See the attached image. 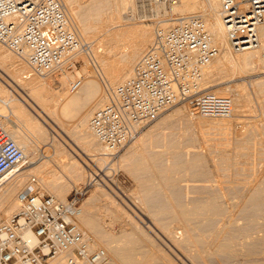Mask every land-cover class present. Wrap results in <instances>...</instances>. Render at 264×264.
<instances>
[{
  "label": "rangeland",
  "instance_id": "1",
  "mask_svg": "<svg viewBox=\"0 0 264 264\" xmlns=\"http://www.w3.org/2000/svg\"><path fill=\"white\" fill-rule=\"evenodd\" d=\"M60 1L62 2V0ZM114 4V0H71V6L73 7V24L71 28L80 39L91 44V50L88 55L82 54L79 56L78 63L72 72L56 73L44 78L43 76L37 77L43 78L50 88L62 83L66 87L64 88L68 95L75 93L79 88L75 89L76 91L70 90L69 82L71 80L80 76L82 84H84L88 79H93L96 83L97 93L91 100L85 101L80 110V112H89L87 123L93 111L101 106L99 99L105 95V80L110 81L109 79H111V84L115 86L130 74L123 72L124 76L122 77L123 74L121 73V69L124 67L122 65L126 64L125 61L131 54V39H133L130 36L126 40L127 36L124 29H138L139 26L150 23L152 30L149 41L145 46L146 49L154 36L156 28L161 27L158 24L163 23L164 18L179 16L178 11L170 14V3L158 5L155 8L156 12L154 5L152 6L153 10L150 6L151 3L148 1L126 0L125 5L122 6L118 14L117 24L119 25L107 31L103 28L100 30L97 27L95 29L94 26L98 25L99 21L102 22L101 19H106V14L108 15ZM150 8L153 13L150 12ZM95 13L97 14L95 15ZM84 19L86 24L83 23ZM84 25H90V27L86 26V29L83 28ZM173 25L174 23L169 24L166 29ZM153 27L155 30H153ZM84 29H86L85 32H83ZM114 37L115 40H110ZM0 46L4 51L6 50L7 54L9 52L13 56V53L3 45ZM248 51H251L250 63L247 62L248 64H244L245 66L237 65L234 68V66L224 65L223 68L219 67L218 69L216 67L215 69L207 64L209 67L204 68L206 74L204 75L203 72L205 81L202 77L201 81L204 82L199 84L198 91L200 92L217 88L218 94H229L232 97L234 108H238V110L234 109L230 117L197 115L189 111L184 102L175 103L155 119L146 123L136 137L120 149L103 155L102 147L100 148L97 145L96 151L89 153L95 154V156L103 155L102 158L90 162L91 165L85 167L84 170H78L69 176V179L54 177L51 182L47 183L39 179L38 169L46 163V160L52 157V147L46 144L50 143L47 138L36 141L39 144L35 146L34 153H29V156H32L34 160L33 164H29V167L33 165H36V167L32 168L33 170L26 171L20 175L21 177L17 176L15 179L9 177L3 185H0L3 188L6 186L4 189L7 190L16 187L11 206H9L6 199L0 201V211L5 212L4 216H0V221L9 217L16 210L19 197L17 193L23 186L31 189L39 188L45 194L53 195L64 201L74 186L86 185L87 191L80 203L77 222L86 232V240L89 246L103 248L109 257L110 263L114 249L121 248L122 250H116L123 252V249H128L132 245L131 247L133 250L135 249V252L130 251L132 249L125 250L129 256L127 255V258L121 256L127 260L128 264H264V260H262L264 259V246H262L264 244V201L260 203L253 201V204V199L251 198V201L249 199L251 190L261 188L264 185V48H262L260 42V45ZM142 52L130 64L131 69ZM230 53L237 56L240 51L231 50ZM220 54L221 51L213 60L215 66L218 64L217 61L221 60ZM120 55L124 56V61L121 60ZM11 56H9L11 60L15 58V61L21 63L20 58L18 59L15 55ZM22 64H25L23 66L25 68L20 71V76L28 71L26 63L22 61ZM206 70L208 71L206 72ZM24 79L21 78V84L25 83ZM0 84L2 87L5 86L1 80ZM17 87L11 93L20 100V106L24 108L22 110L39 119L34 107L27 100H21L20 97L23 98L24 93H26L23 87L20 85ZM224 88H227L228 91L225 92ZM1 94L0 98L1 96L4 98L3 92ZM238 96L241 98L239 99ZM236 101H239L241 105L237 104ZM15 102L17 101L15 100ZM19 102L17 103L19 104ZM0 106L2 107L0 109V123L5 127L7 126L6 129L10 135L8 121L10 119L12 121L17 120L18 116L15 112L11 113L12 110L11 107H8L9 105L0 102ZM2 120L3 122H1ZM62 130L75 142L65 129ZM19 132L21 133L19 134ZM22 132L21 130L18 131L17 135L22 137L23 134L25 135ZM92 137L94 136L92 135ZM94 140L97 142V139ZM59 142L64 146V152L68 158L70 157V161L79 156L66 146L65 143H69L66 137L60 139ZM30 148L32 147L25 146L24 152ZM100 150L102 152L97 153ZM190 162L191 165H189ZM192 162H194V165H192ZM23 166L28 168L27 163ZM55 170L57 171V168ZM57 173L60 174L57 171V176ZM88 174H93L95 179L88 178ZM32 176L35 177V182L31 181ZM60 189H62V192L59 191ZM210 198L220 205V212H214L211 215L207 213V216L203 214L204 216L201 218L200 214L198 216L188 211L195 204ZM200 199L202 201H199ZM186 204L188 205L186 206ZM177 209H179L180 214H176ZM184 212H187L188 220L185 222L181 217L185 222L182 224L183 221H180V216H184ZM176 215L179 216V219ZM209 220L212 223L206 222ZM159 221L164 222L165 227L160 226ZM200 223H202L201 226ZM188 224L192 227V234H201L200 236L205 239L215 237L213 238L216 239L215 242L228 239V241H234L235 239L234 243L237 242L238 251L236 250V253L214 252L215 254H210L202 260L190 259L186 252L179 247V243L185 236L186 230L184 228H188ZM251 227L252 229H250ZM252 235L253 237H251ZM231 237H234L233 240H230ZM248 249H250V253ZM119 252H117L119 255L123 254ZM170 260H173L172 263ZM122 264L127 263L125 261Z\"/></svg>",
  "mask_w": 264,
  "mask_h": 264
},
{
  "label": "built area",
  "instance_id": "2",
  "mask_svg": "<svg viewBox=\"0 0 264 264\" xmlns=\"http://www.w3.org/2000/svg\"><path fill=\"white\" fill-rule=\"evenodd\" d=\"M140 1L169 4L176 0ZM218 16L230 50L258 46L264 0H220ZM0 43L26 63V78L72 72L79 56L88 55L92 47L71 28L60 0H0ZM219 51L201 15L180 18L168 29L156 28L130 74L105 88L106 103L90 115L89 130L111 152L178 102L197 115L230 117L231 96L198 91L204 68ZM81 84L80 76L71 80L70 90ZM24 160V150L0 123V178ZM86 191V185L74 186L64 201L39 188L19 195L16 210L0 221V264H48L62 255V264H110L103 248L89 246L77 222Z\"/></svg>",
  "mask_w": 264,
  "mask_h": 264
},
{
  "label": "bare ground",
  "instance_id": "3",
  "mask_svg": "<svg viewBox=\"0 0 264 264\" xmlns=\"http://www.w3.org/2000/svg\"><path fill=\"white\" fill-rule=\"evenodd\" d=\"M115 4L113 5L112 8H110L108 15L106 14V19H101L102 22L99 21V24L94 26L92 24V26L99 28L100 30L103 28L105 31L109 30L112 27H115L118 23V14L120 9L122 8L123 5H125L126 0H114ZM64 6H65V10L67 12V15L69 16L70 20H71V25L73 24V7L71 6V0H62ZM103 3V2H102ZM145 4V3H144ZM148 4V3H147ZM154 5V9L158 6V5H162L159 3H151L150 6L152 7ZM125 8V7H124ZM169 10H170V14L174 13V11H178L179 16L177 17H167L164 18V22L161 24H158V26H161L160 28L162 29H166L169 24L172 23H176L177 21H179L180 18L183 17H187V16H191V15H201L204 18V21L206 22L208 29L211 33V35L213 36V39L215 41L216 44H218L221 54V60L217 61L218 64L215 66V64H213V60L214 58L210 61V63L208 65L213 66L215 69L216 67H221L224 65L227 66H234V68L238 65H243L246 64L247 62L250 63L249 61V56L251 54V51L248 50H243L240 51V54H238L237 56H235V54L230 53V49L228 48L227 42L225 40V36H224V30H223V26L222 23L219 19L218 16V10L220 8V0H176L174 3H170L169 5ZM144 9V8H143ZM153 9V7H152ZM153 9V10H154ZM150 12H152L151 8L149 9ZM97 11V8H96ZM99 11H101L99 9ZM156 11V9H155ZM157 12V11H156ZM155 12V13H156ZM90 13V12H89ZM88 13V14H89ZM153 13V12H152ZM154 13V14H155ZM97 13H95L96 15ZM99 14V13H98ZM87 15V14H86ZM91 15V14H90ZM94 15V14H93ZM100 15V14H99ZM98 15V16H99ZM105 16V15H104ZM156 16V15H155ZM86 17V16H85ZM96 18H98L97 16H95ZM103 17V16H102ZM87 19V18H85ZM85 19H84V24L85 23ZM91 19V18H90ZM89 20V19H88ZM120 20V19H119ZM78 21V20H76ZM87 21V20H86ZM92 21V20H91ZM109 21V22H108ZM97 22V21H96ZM95 22V23H96ZM82 23V24H83ZM88 24V23H87ZM81 25V23H80ZM87 27L90 25H86ZM86 26L84 25L83 28H86ZM157 26V25H156ZM157 26V27H158ZM93 27V28H94ZM152 25L149 24H144L143 26H139L138 29H124L125 33H126V40L130 38V36L133 38L131 39L132 45H131V54L127 57L126 59V64L122 65L124 66L121 69V73L123 74V72H125V74L130 73L128 70V67L130 66V64L135 60V58L140 54V52H142L145 49L146 44L149 41V37L151 36V30H152ZM82 28V25H81ZM87 29V28H86ZM83 32H85V30ZM98 30V29H97ZM103 30V31H104ZM153 30H155V28L153 27ZM122 31V30H120ZM123 33V31H122ZM118 35V33H117ZM125 35V34H124ZM129 36V37H128ZM110 39V38H109ZM116 38H111L110 40H115ZM258 41L260 45L261 42V46L262 48H264V24H261L258 26ZM2 45V44H0ZM2 46H0V80L5 84V86H1L0 84V94L1 92H3V96L4 98L1 96L0 98V102L9 105L8 107H11V113L15 112V114L18 116L17 120L19 121V123L12 121L11 119L8 121L9 125L8 126L10 129V136L12 137V139L16 142L17 145H19L23 150L25 149V146H30L32 148H30L29 150H27L25 153V160L18 164L15 165L14 167H12L9 171H7L1 178H0V185L6 181V179H8L9 177L12 178H16L17 176H20L22 174H24L26 171L36 167V165L30 166L29 164H33V157L29 156L30 152H33L35 148V146H37L36 141L40 140V139H44L47 138V140L50 143H46L48 144L50 147H52V157L49 160H46V163L41 165V167L38 169V174H39V179L44 181V182H51L54 177H62L64 179H69V176H71L72 174H74L75 172H77L78 170H84L85 167H88V165H91V163L93 161H95L96 159L102 158L104 153H108L109 150L102 146L98 141L96 142V138H94L95 136L92 134V132L89 130L88 127V123H87V119H88V115L89 112H80V110L82 109L81 107L84 105L85 101H89L91 100L95 93H97L96 89V83L93 79H88L86 82H84V84H82L81 86H79L78 90L71 94L68 95L66 92V87L62 85V83H59L55 86H52L51 88L47 85L48 83L45 82V80H43V78H37L40 76H31L30 78L24 77V75L26 74H22L23 76H20V71L22 70L23 66H25V64H22V59L21 63L20 61H15V58H9V56H11L8 52V54L6 53V50L4 51L3 48H1ZM125 50H127L125 48ZM124 50V51H125ZM143 53V52H142ZM14 56V54H13ZM11 56V57H13ZM121 60L124 61V56L120 55ZM14 59V60H13ZM17 59V60H18ZM138 59V58H137ZM252 59V58H251ZM248 64V63H247ZM206 65V66H208ZM209 67V66H208ZM25 68V67H24ZM23 68V69H24ZM27 68V67H26ZM130 68V67H129ZM212 68V67H211ZM220 68V69H221ZM131 69V68H130ZM208 70H206L207 72ZM209 71H211L209 69ZM217 72V71H216ZM120 73V72H119ZM120 73V74H121ZM209 73V72H208ZM103 74V73H102ZM121 74V75H122ZM206 73L204 72V75ZM208 75V74H207ZM102 76V75H101ZM112 76V75H111ZM124 76V74L122 75V77ZM42 77V76H41ZM50 77V76H49ZM205 77V76H204ZM203 77V78H204ZM21 78L24 79L25 83L21 84ZM119 79V78H118ZM110 81H112L111 79H109ZM202 80V79H201ZM205 81V78L203 79ZM108 80H105L106 84L105 88H112L114 87V85H112ZM203 81V82H204ZM54 82V81H53ZM104 82V83H105ZM201 84H203L202 81H200ZM199 82V84H200ZM22 86L23 89L25 90L26 93H24L25 95L21 98V100H27L36 110L35 113L37 114V116L39 117L36 118L34 116H31L30 114L24 112V108H22V106H20V100H18V98H16L15 96H13V94L11 93V91H13L14 89H17V86ZM228 86V85H227ZM17 87V88H16ZM65 87V88H64ZM104 88V89H105ZM205 88V87H204ZM207 88V87H206ZM10 89V90H9ZM21 89V88H19ZM68 89V88H67ZM217 88H213L210 89L211 91H215V93H218V90H216ZM225 92L228 91L227 88H224ZM198 90H199V85H198ZM221 92V91H220ZM224 93V92H222ZM17 94V93H16ZM2 95V94H1ZM229 95V94H228ZM239 99L241 98L240 96H238ZM237 97V98H238ZM234 98V97H233ZM15 100L17 102H19V104L17 102H15ZM24 100V101H25ZM237 100V99H236ZM243 100V98H242ZM237 102V101H236ZM242 102V101H241ZM106 103V96H102L101 99H99V104L104 105ZM240 102L238 101L237 104ZM23 104V103H22ZM26 104V103H25ZM184 104V103H183ZM182 104V105H183ZM236 104V106H238ZM243 104V103H242ZM181 105V106H182ZM244 105V104H243ZM4 106V105H3ZM100 106V105H99ZM186 106V105H185ZM85 107V106H84ZM171 107V106H170ZM241 107V106H240ZM2 107L0 106V109ZM4 108V107H3ZM235 110H238V108H234ZM4 110V109H3ZM2 111V110H1ZM83 111V110H82ZM190 111V110H189ZM188 111V112H189ZM4 115V114H3ZM15 115V117H17ZM13 116V115H12ZM16 119V118H15ZM3 122V120L1 121ZM3 125V124H2ZM8 125V124H7ZM68 128H67V127ZM7 127V126H6ZM65 129V131H67V133H69V135H71V137H73L74 141H72V139L70 137L67 136V134L62 130ZM23 131L22 133H25V135L23 134L22 137H19L17 135L18 131ZM28 132V133H27ZM21 132H19L20 134ZM92 135L94 137H92ZM67 138V141L69 142L68 144H66L67 147H69L70 149H72L73 151H75L77 154H79V156H77V158H73V161H70V157L68 158L64 152V146H62V143H60V139L62 140L63 138ZM137 139V138H136ZM47 142V141H46ZM140 142V141H139ZM98 145V147H102L101 150L103 151V155L102 156H95V154H90L89 152H94L96 146ZM101 145V146H100ZM47 147V146H46ZM100 150V152L97 153H101L102 151ZM96 151V150H95ZM99 151V150H98ZM105 151V152H104ZM87 152V153H86ZM34 153V152H33ZM74 153V152H73ZM75 153V154H76ZM89 153V154H88ZM96 153V155H97ZM76 154V155H77ZM69 155V154H68ZM46 156V155H45ZM106 157V156H105ZM157 157V156H156ZM199 158V157H198ZM197 158V159H198ZM193 159V158H192ZM204 159V158H203ZM144 160V159H143ZM196 160V159H195ZM200 160H201V156H200ZM123 161V160H122ZM202 161V160H201ZM91 162V163H90ZM196 162V161H195ZM204 162V161H203ZM25 163L28 164V168L27 166H23ZM140 163V162H139ZM201 164V162H199ZM183 164V163H182ZM196 164V163H195ZM206 164V163H205ZM204 164V165H205ZM178 165V164H177ZM184 165V164H183ZM189 165H191V162L189 163ZM192 165H194V162H192ZM40 166V165H39ZM176 166V165H175ZM179 166V165H178ZM206 166V165H205ZM91 167V166H89ZM194 167V166H192ZM198 167V166H197ZM24 168V169H23ZM55 168H57V171H59L60 174H58V176L56 175V170ZM59 169V170H58ZM33 170V169H32ZM205 170V169H204ZM161 174V173H160ZM178 174V173H177ZM176 175V174H175ZM21 177V176H20ZM23 177V176H22ZM91 177L90 179H95L93 174H88V178ZM31 179V178H30ZM164 179V178H163ZM159 180V179H158ZM31 182V181H30ZM173 182V181H172ZM164 183V182H163ZM19 184V183H18ZM209 186V185H208ZM211 186V185H210ZM264 186V185H262ZM261 188H256L254 190H251V195L249 196L250 201L251 198L252 203L253 201L255 203H260L262 201H264V187ZM6 187V186H5ZM4 187V188H5ZM13 187V186H12ZM71 187V186H70ZM3 187H0V201H5L4 199L7 200L9 206H11L12 201L14 200V191L16 190L15 188H11V189H4ZM62 188V187H61ZM31 188L30 187H26L23 186L22 189H20V191L17 193L18 196L27 193ZM60 192H62V189L59 190ZM160 192V191H159ZM221 192V191H220ZM210 194V193H209ZM208 194V195H209ZM211 195V194H210ZM232 195V194H231ZM241 195V194H240ZM211 197V196H210ZM224 197V196H223ZM243 197V196H242ZM201 198V197H200ZM240 198V197H239ZM13 199V200H12ZM205 199V198H204ZM216 199V198H215ZM230 199V198H229ZM234 199V198H233ZM241 199V198H240ZM246 200V199H245ZM191 201V200H190ZM199 201H202L201 199ZM222 201V200H221ZM231 201V200H230ZM233 201V200H232ZM240 201V200H239ZM248 201V200H247ZM195 202V201H194ZM193 202V203H194ZM15 203V202H14ZM13 203V204H14ZM184 203V202H183ZM196 203V202H195ZM194 203V204H195ZM227 203V202H226ZM222 204V203H221ZM225 204V203H224ZM235 204V203H234ZM245 204V203H244ZM248 204V203H247ZM250 204V203H249ZM254 204V203H253ZM188 204H186L187 206ZM192 205V204H191ZM228 205V204H227ZM231 205V203H230ZM260 205V204H258ZM13 206V205H12ZM193 206V205H192ZM223 206V205H222ZM238 206V205H237ZM257 207V205H255ZM249 207V206H248ZM260 207V206H259ZM178 208V207H177ZM188 208V207H187ZM187 208H185L186 210H188ZM225 208V207H224ZM253 208V207H252ZM190 209V208H189ZM220 205L218 203H216L214 201V199L210 198L209 200H204L199 204H195L190 210V213L193 212L194 214L201 215L202 216H207L208 214H212V213H217L220 212ZM223 209V208H222ZM245 209V208H244ZM250 209V208H249ZM262 209V208H261ZM178 210V211H177ZM177 213L178 214L180 211L179 209H177ZM233 210V209H232ZM251 210V209H250ZM163 211V210H162ZM170 211V210H169ZM187 211V212H188ZM242 211V210H241ZM240 211V212H241ZM165 212V211H164ZM174 212V211H173ZM187 212H184L183 215L184 216H180V221H183L182 219L185 220V222L188 220V216H187ZM223 212V210H222ZM253 212V211H252ZM255 212V211H254ZM80 213V211H79ZM78 213V214H79ZM156 213V212H155ZM154 213V214H155ZM175 213V212H174ZM192 213V214H193ZM208 213V214H207ZM230 213V212H229ZM259 213V212H258ZM5 212L4 211H0V216L3 215L4 216ZM150 214V213H149ZM180 214V213H179ZM204 214V215H203ZM245 214V213H244ZM251 214V213H250ZM249 214V216H250ZM220 215V214H219ZM177 218L179 217L178 215H176ZM194 217V215H192ZM197 216V217H198ZM218 216V215H217ZM247 216V217H249ZM253 216V215H252ZM258 216V215H257ZM173 217V215H172ZM182 217V219H181ZM215 217V216H214ZM231 217V216H230ZM244 217V216H243ZM176 218V217H175ZM200 218V219H201ZM206 218V217H204ZM211 218V217H210ZM226 218V217H225ZM237 218V217H236ZM235 218V219H236ZM250 218V217H249ZM253 218V217H252ZM255 218V217H254ZM179 219V218H178ZM212 219V218H211ZM223 219V218H222ZM246 219V218H245ZM244 219V220H245ZM163 220V219H162ZM171 220V219H170ZM173 220V219H172ZM171 220V221H172ZM176 220V219H175ZM194 220V219H193ZM214 220V219H212ZM243 220V221H244ZM259 220V218H258ZM218 221V220H217ZM247 221V220H245ZM251 221V220H250ZM152 222V221H151ZM167 222V221H166ZM183 221L182 224L185 223ZM203 222V221H202ZM206 222H211L206 221ZM231 222V221H230ZM248 222V221H247ZM180 223V222H179ZM204 223V222H203ZM212 223V222H211ZM223 223V222H222ZM148 224V223H147ZM202 223H200L201 226ZM216 224V223H214ZM159 225L162 227H165V223L162 221H159ZM194 225V224H192ZM226 225V224H225ZM234 225V224H233ZM241 225V224H239ZM184 227L186 225H183ZM199 226V225H198ZM204 226V225H203ZM216 226V225H215ZM214 226V227H215ZM246 226V225H244ZM255 226V225H254ZM138 227V226H137ZM146 227V226H145ZM149 227V226H147ZM183 227V228H184ZM187 227V226H186ZM212 227V228H214ZM223 227V226H222ZM232 227V226H231ZM169 228V227H168ZM220 228V227H219ZM229 228V227H228ZM242 228V227H240ZM246 228V227H245ZM166 229V228H165ZM185 230V236L183 238V240L179 243V247L184 250L186 252V255H188L190 257V259H203L206 256L213 254L214 252H219V253H230V252H235L237 250V242L234 241H228V240H223L222 242H215L213 239L215 237H213L212 239H205L202 236H200L201 234H192V227L188 224V228H184ZM195 226H194V231H195ZM252 229V227L250 228ZM183 230V229H182ZM203 230V229H202ZM233 230V229H232ZM198 231V230H197ZM205 231V229H204ZM211 231V230H210ZM222 231V230H221ZM230 231V230H229ZM251 231V230H250ZM228 232V231H227ZM242 232V230H241ZM169 233V232H168ZM204 233V232H203ZM230 233V232H229ZM232 233V232H231ZM256 233V232H255ZM132 234V233H131ZM205 234V233H204ZM207 234V233H206ZM235 234V233H234ZM251 234V232H250ZM182 235V234H181ZM227 235V234H226ZM247 235V234H246ZM255 235V234H254ZM229 236V235H228ZM227 236V237H228ZM233 236V235H232ZM209 237V236H208ZM219 237V236H218ZM236 237V236H235ZM253 237V235L251 236ZM175 238V237H174ZM229 238V237H228ZM232 238V237H231ZM234 238V237H233ZM230 239V240H233ZM260 238V237H259ZM261 239V238H260ZM259 239V240H260ZM241 240V239H240ZM256 240V239H255ZM258 240V241H259ZM139 241V240H138ZM175 241V239H174ZM221 241V239H220ZM248 241V240H247ZM250 242V241H249ZM253 242V241H252ZM251 242V245H252ZM137 243V242H136ZM245 243V242H243ZM248 243V242H247ZM254 243V242H253ZM250 244V243H249ZM109 245V244H108ZM129 245V243H128ZM134 245V244H133ZM168 245V244H167ZM248 245V244H247ZM255 245V243H254ZM126 246V245H125ZM124 246V247H125ZM132 246V245H131ZM130 246V248L125 249V250H130L132 249V247ZM262 246H264V244H262ZM117 247V246H116ZM122 247V248H124ZM129 247V246H128ZM244 247V246H243ZM250 247V246H249ZM260 247V246H259ZM113 248V247H112ZM117 250L119 248H116ZM116 249H114L112 251V259H111V263L113 264H122V263H126L128 264L127 260L124 258H127L128 253L123 249L122 251H117ZM257 249V248H256ZM255 249V250H256ZM116 250V251H115ZM119 250H122L121 248ZM135 250V249H134ZM133 249L130 251H134ZM158 250V249H157ZM249 253H250V249H248ZM258 250L260 251V249L258 248ZM125 251V253H124ZM139 251V250H138ZM238 251V250H237ZM254 252V249L252 250ZM117 252L119 253H123L121 255H119ZM135 252V251H134ZM137 252V251H136ZM240 252V250H239ZM247 252V254H249ZM252 252V253H253ZM132 253V252H130ZM161 253V252H160ZM182 253V252H181ZM231 253V255H232ZM251 253V254H252ZM126 254V255H124ZM155 254V253H154ZM162 254V253H161ZM160 254V255H161ZM215 254V253H214ZM218 254V253H217ZM239 254V253H238ZM244 254V253H243ZM246 254V255H247ZM124 256V258H122L121 256ZM183 255V254H182ZM185 255V254H184ZM183 255V256H184ZM222 255V254H221ZM230 255V256H231ZM254 255V254H252ZM129 256V255H128ZM261 256V255H260ZM165 257V256H164ZM180 257V256H179ZM187 257V256H186ZM235 257V256H233ZM243 257V256H242ZM248 257V256H247ZM151 258V257H150ZM168 258V257H167ZM217 258V257H216ZM237 258V257H236ZM164 259V258H163ZM214 259V258H213ZM234 259V258H233ZM248 259V258H247ZM255 259V258H254ZM258 259V258H257ZM211 260V259H210ZM251 260V259H250ZM264 260V259H262ZM65 261V256H59L57 258H54L52 260H49L48 264H62ZM110 261V260H109ZM173 260H170V262ZM204 261V260H203ZM238 261V260H237ZM191 262V260H190ZM205 262V261H204ZM236 262V261H235ZM256 262V261H255ZM110 263V264H111ZM172 263V262H171ZM192 263V262H191ZM234 263V262H233ZM251 263V262H250ZM262 263V262H261ZM201 264V263H200Z\"/></svg>",
  "mask_w": 264,
  "mask_h": 264
}]
</instances>
